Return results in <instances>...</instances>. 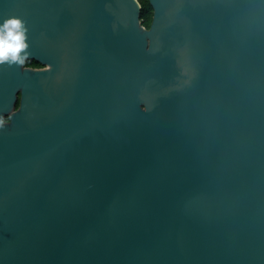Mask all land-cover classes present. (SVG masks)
<instances>
[{"label": "water", "instance_id": "water-1", "mask_svg": "<svg viewBox=\"0 0 264 264\" xmlns=\"http://www.w3.org/2000/svg\"><path fill=\"white\" fill-rule=\"evenodd\" d=\"M0 0V264H264V0Z\"/></svg>", "mask_w": 264, "mask_h": 264}, {"label": "clouds", "instance_id": "clouds-1", "mask_svg": "<svg viewBox=\"0 0 264 264\" xmlns=\"http://www.w3.org/2000/svg\"><path fill=\"white\" fill-rule=\"evenodd\" d=\"M26 28L18 17H11L0 25V64H23L28 57L26 49ZM0 119V124H3Z\"/></svg>", "mask_w": 264, "mask_h": 264}, {"label": "trees", "instance_id": "trees-1", "mask_svg": "<svg viewBox=\"0 0 264 264\" xmlns=\"http://www.w3.org/2000/svg\"><path fill=\"white\" fill-rule=\"evenodd\" d=\"M142 4V9H141V19L142 23L146 25L147 27L150 26L152 18H153V6L150 2V0H139ZM25 64L29 66H35L39 67L42 66V64L38 60H31V59H26Z\"/></svg>", "mask_w": 264, "mask_h": 264}, {"label": "flooded vegetation", "instance_id": "flooded-vegetation-1", "mask_svg": "<svg viewBox=\"0 0 264 264\" xmlns=\"http://www.w3.org/2000/svg\"><path fill=\"white\" fill-rule=\"evenodd\" d=\"M3 121L9 120V116H6L5 118L2 119Z\"/></svg>", "mask_w": 264, "mask_h": 264}]
</instances>
